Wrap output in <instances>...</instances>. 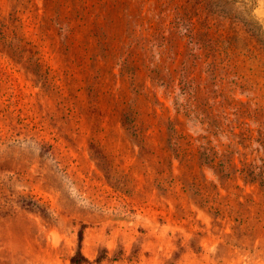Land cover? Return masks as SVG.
<instances>
[{"label":"rangeland","instance_id":"obj_1","mask_svg":"<svg viewBox=\"0 0 264 264\" xmlns=\"http://www.w3.org/2000/svg\"><path fill=\"white\" fill-rule=\"evenodd\" d=\"M0 264H264V0H0Z\"/></svg>","mask_w":264,"mask_h":264}]
</instances>
